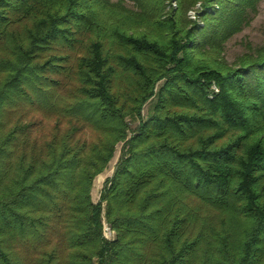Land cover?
Listing matches in <instances>:
<instances>
[{
	"label": "trees",
	"instance_id": "obj_1",
	"mask_svg": "<svg viewBox=\"0 0 264 264\" xmlns=\"http://www.w3.org/2000/svg\"><path fill=\"white\" fill-rule=\"evenodd\" d=\"M132 1L0 0V264H264L259 0Z\"/></svg>",
	"mask_w": 264,
	"mask_h": 264
},
{
	"label": "rangeland",
	"instance_id": "obj_2",
	"mask_svg": "<svg viewBox=\"0 0 264 264\" xmlns=\"http://www.w3.org/2000/svg\"><path fill=\"white\" fill-rule=\"evenodd\" d=\"M165 9L170 11L175 9L178 5L177 0H165ZM124 6L129 9H136V5L132 0H125ZM201 9L200 2H197L187 12L189 19L195 20L196 11ZM250 20L238 33L234 34L226 43L222 53V58L229 64L233 63L235 59L241 55L253 53L257 47L264 45V0H259L256 4V9L250 14ZM198 20V19H196ZM213 89V88H212ZM148 105L145 106L143 114H146ZM49 125L51 124L48 123ZM89 137V133L87 134ZM86 135V136H87ZM120 154V145L117 146V150L113 159H111L107 168L103 173L97 175L92 184L91 188V199L96 202L99 197L100 189L105 178L112 175L116 161ZM111 235H108L110 238Z\"/></svg>",
	"mask_w": 264,
	"mask_h": 264
},
{
	"label": "built area",
	"instance_id": "obj_3",
	"mask_svg": "<svg viewBox=\"0 0 264 264\" xmlns=\"http://www.w3.org/2000/svg\"><path fill=\"white\" fill-rule=\"evenodd\" d=\"M111 234H112L111 230L107 226H105L104 227V236L106 238H108V235H111Z\"/></svg>",
	"mask_w": 264,
	"mask_h": 264
}]
</instances>
